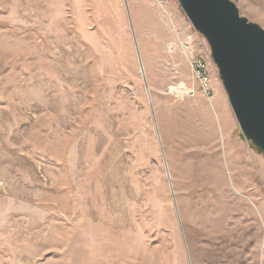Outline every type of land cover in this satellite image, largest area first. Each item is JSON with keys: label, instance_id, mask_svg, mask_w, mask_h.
<instances>
[{"label": "rangeland", "instance_id": "1", "mask_svg": "<svg viewBox=\"0 0 264 264\" xmlns=\"http://www.w3.org/2000/svg\"><path fill=\"white\" fill-rule=\"evenodd\" d=\"M181 7L0 0V264H263L264 153ZM192 33L212 99L173 91Z\"/></svg>", "mask_w": 264, "mask_h": 264}, {"label": "water", "instance_id": "2", "mask_svg": "<svg viewBox=\"0 0 264 264\" xmlns=\"http://www.w3.org/2000/svg\"><path fill=\"white\" fill-rule=\"evenodd\" d=\"M179 1L194 28L211 47L241 134L264 153V28L241 16L232 0ZM136 45L150 99V87Z\"/></svg>", "mask_w": 264, "mask_h": 264}, {"label": "built area", "instance_id": "3", "mask_svg": "<svg viewBox=\"0 0 264 264\" xmlns=\"http://www.w3.org/2000/svg\"><path fill=\"white\" fill-rule=\"evenodd\" d=\"M197 33V32H195ZM205 40V38H204ZM206 41V40H205ZM202 42V41H201ZM196 43V38L194 33L187 34V39L183 42V48L187 53V59L190 67L194 73L196 80L198 81V86L194 84H187L182 81L173 87V91L177 94H188L192 97L196 95H203L208 99H212L214 96V89L210 79V69L206 58L200 53L194 51V45ZM262 244L264 249V233L262 235Z\"/></svg>", "mask_w": 264, "mask_h": 264}, {"label": "crops", "instance_id": "4", "mask_svg": "<svg viewBox=\"0 0 264 264\" xmlns=\"http://www.w3.org/2000/svg\"><path fill=\"white\" fill-rule=\"evenodd\" d=\"M225 107H226V104H225V100H224L223 96H221V97L219 96V98H218V108H216V109H218L220 111V109H223ZM225 110L226 109H223L224 113H225ZM225 115H227V113H225ZM263 264H264V261H263Z\"/></svg>", "mask_w": 264, "mask_h": 264}, {"label": "bare ground", "instance_id": "5", "mask_svg": "<svg viewBox=\"0 0 264 264\" xmlns=\"http://www.w3.org/2000/svg\"><path fill=\"white\" fill-rule=\"evenodd\" d=\"M141 64V63H140ZM141 72H142V70H141ZM168 173H170V172H168Z\"/></svg>", "mask_w": 264, "mask_h": 264}]
</instances>
